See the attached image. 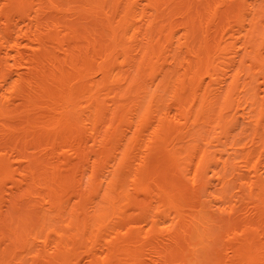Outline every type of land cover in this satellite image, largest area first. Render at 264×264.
Returning <instances> with one entry per match:
<instances>
[{"label": "bare ground", "instance_id": "obj_1", "mask_svg": "<svg viewBox=\"0 0 264 264\" xmlns=\"http://www.w3.org/2000/svg\"><path fill=\"white\" fill-rule=\"evenodd\" d=\"M0 264H264V0H0Z\"/></svg>", "mask_w": 264, "mask_h": 264}]
</instances>
